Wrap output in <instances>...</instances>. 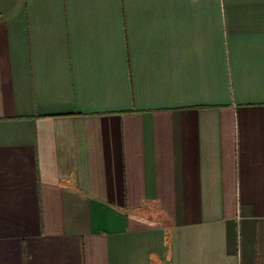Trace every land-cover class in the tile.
<instances>
[{
	"label": "crops",
	"instance_id": "1",
	"mask_svg": "<svg viewBox=\"0 0 264 264\" xmlns=\"http://www.w3.org/2000/svg\"><path fill=\"white\" fill-rule=\"evenodd\" d=\"M0 264H264V0H0Z\"/></svg>",
	"mask_w": 264,
	"mask_h": 264
}]
</instances>
